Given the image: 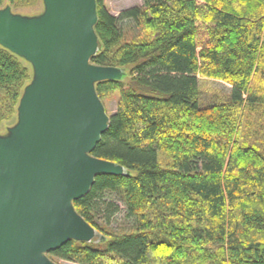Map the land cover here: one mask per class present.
<instances>
[{"label":"trees","instance_id":"16d2710c","mask_svg":"<svg viewBox=\"0 0 264 264\" xmlns=\"http://www.w3.org/2000/svg\"><path fill=\"white\" fill-rule=\"evenodd\" d=\"M43 0H0V9ZM112 15L96 0L91 64L129 70L91 155L100 174L73 202L98 233L47 254L76 264H264V0H143ZM139 34L127 40L125 29ZM0 45V125L18 114L31 69ZM202 79L228 86L201 101ZM261 135V137H260ZM127 227L119 226V218Z\"/></svg>","mask_w":264,"mask_h":264},{"label":"water","instance_id":"95a60500","mask_svg":"<svg viewBox=\"0 0 264 264\" xmlns=\"http://www.w3.org/2000/svg\"><path fill=\"white\" fill-rule=\"evenodd\" d=\"M39 18L0 9V45L31 63L17 125L0 138V264H57L47 254L98 232L73 202L100 174L124 167L91 155L109 128L99 82L121 70L99 67L96 0H43Z\"/></svg>","mask_w":264,"mask_h":264},{"label":"rangeland","instance_id":"374dc122","mask_svg":"<svg viewBox=\"0 0 264 264\" xmlns=\"http://www.w3.org/2000/svg\"><path fill=\"white\" fill-rule=\"evenodd\" d=\"M106 6L109 9V12L112 15L117 16L122 11L133 8V7H141L143 6V0H105ZM5 8H10L11 12L15 15H20L26 18H39L45 13V4L42 2H37L35 4L29 6H9ZM140 30L137 26L131 25L125 29L127 40H131L135 38L137 34H139ZM20 61L31 69L32 82L34 80V69L31 63L27 62L23 58H19ZM122 77L121 79L124 81H129V70L127 68L121 70ZM31 82V83H32ZM30 83V84H31ZM28 84V86L30 85ZM200 91H201V101L204 104H210L213 102L222 101L227 95L230 94V89L228 86L221 84L217 81H211L207 79H202L200 82ZM119 93H114L109 97L103 100V105L107 114L112 115L117 109ZM219 101V102H220ZM17 116L11 121L6 122L0 125V138H6L10 136L11 130L17 125ZM260 128L262 129L261 135L264 136V119L259 120ZM260 135V137H261ZM119 226H114L115 228L127 227V222L123 218H119L118 220ZM99 236V233H98ZM59 264H76L69 262H59Z\"/></svg>","mask_w":264,"mask_h":264}]
</instances>
